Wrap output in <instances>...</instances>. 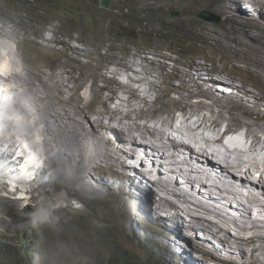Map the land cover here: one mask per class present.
<instances>
[{
	"label": "bare ground",
	"instance_id": "bare-ground-1",
	"mask_svg": "<svg viewBox=\"0 0 264 264\" xmlns=\"http://www.w3.org/2000/svg\"><path fill=\"white\" fill-rule=\"evenodd\" d=\"M137 4L133 10L136 23H140L139 19L147 18V9L151 10L152 15L162 8L177 10L183 16V19L180 17L182 21L179 24L166 23L163 27H176L184 32L196 28L200 34H205L217 43L226 62H231V58L238 60L240 62L236 64H243L264 81V0H150ZM198 12H204V16L217 13L220 23L200 27L194 17ZM149 17L147 22L150 23L160 18ZM15 46L19 45L15 43ZM3 48L6 51L7 48ZM12 59V50H7L6 55L1 57L0 69L5 75L0 77V84L3 85L0 93L10 97L13 107L30 127H39L40 133L38 140L34 136L30 139L28 130L20 129V123L12 113L8 112L4 117L3 122L8 128L0 135L5 148L0 157V174L7 176L4 186L7 191L14 192L16 187L12 175L8 174L10 169L1 164L10 158L9 152L19 150L21 141L25 140L30 143V149L41 162L37 177L24 186L31 193V199H34V195L36 199L38 197L39 205L35 207L38 208L37 213H44L51 218L49 213L43 211V206L57 197L60 184L67 198L72 195L85 198L91 195L92 188L88 176L94 171L103 174L107 171L124 182V195L134 201L138 199L139 191L146 196L150 218L154 212L157 222L182 230L174 238L176 246H179L177 248L182 251L177 255L184 261L195 262V256L190 253L199 252L201 245L211 249L205 250L210 256H219L208 243L197 242L201 234L207 242L219 240L230 259L229 254L238 253L242 259L253 260L249 264H262L263 91L254 94V91L252 93L245 89L246 83L241 87L231 85L236 93L229 96L211 89L205 91L202 89L201 75L197 74L199 70L190 69V73H196L199 77L197 85L192 88L189 84L191 80L184 81L182 87L180 85L176 89L184 93H178L179 100H176L168 114L163 110L160 116L162 112L155 111L154 106L161 98L156 96L151 103L150 99L155 93L146 89L144 78L126 66L124 69L132 72L136 79L128 77L126 84H123L119 79L121 75L112 73L113 77L107 86L96 91L97 97L99 93L110 92L104 103L106 110H92L93 102H87L86 108L80 110L73 105H80L84 101V98L78 97L83 89L80 78L61 82L63 76L60 73H36L18 66L17 61H10ZM169 59L167 57L165 61ZM156 61L162 73L160 57H156ZM16 66L20 71L23 69L22 74L15 70ZM203 71L214 73L204 68ZM208 84L213 88V83ZM111 86H116L117 92ZM67 92L69 95L65 96ZM199 113L203 117L202 121L199 120ZM173 114L177 116L173 117ZM91 117H94V121H91ZM203 125L208 126L207 139H203L207 132L199 130L193 144L195 131ZM232 126H236L234 131L231 130ZM228 132H232L233 138L227 145H223L220 143L222 136ZM201 141L207 146V156L198 150L197 144ZM252 149L259 150L261 155L250 156ZM136 153L144 155V158L137 160ZM6 154L7 158L4 157ZM148 162L150 167L146 169L144 167ZM99 184L110 188L104 181H99ZM24 200L19 199L27 210L30 207L26 206ZM12 202L18 203L14 200ZM186 232L193 235H186ZM168 236L170 240L163 241L165 245L172 240L170 234ZM185 243L188 244V250L184 249ZM196 258L201 264H206L203 258ZM228 259L222 260L225 263Z\"/></svg>",
	"mask_w": 264,
	"mask_h": 264
},
{
	"label": "rangeland",
	"instance_id": "rangeland-1",
	"mask_svg": "<svg viewBox=\"0 0 264 264\" xmlns=\"http://www.w3.org/2000/svg\"><path fill=\"white\" fill-rule=\"evenodd\" d=\"M146 1L150 0H112L109 8H103L101 0H0V38L19 45L17 48L20 53L13 51L14 59L10 61L19 62L23 68L36 73H60L63 76L61 82L80 78L83 89L78 97L84 98V101L80 105L73 104L80 110L86 108L87 102H93L92 110H106L104 103L110 92L99 93L97 97L96 91L107 86L113 77L112 73L121 75L119 79L123 84H126L128 77L136 79L132 72L124 69L126 66L144 78L146 89L155 93L150 99L151 103L156 96L161 98L154 106L155 111L162 112L160 116L163 110L168 114L180 94L184 93L176 90L180 85L182 87L184 81L191 80L190 87L195 88L199 78L197 74L201 75V85L205 91L211 89L220 92L219 87H228L224 91L229 96L236 93L231 85L241 87L246 83L245 89L252 93L264 92L262 79L243 64H236L240 62L238 60L231 58V62H226L217 43L205 34H200L196 28L184 32L176 27H163L166 23L179 24L183 19L179 11L162 8L152 15L151 10L147 9V18H160L152 20L153 23L147 22V18L139 19L142 24L136 23L133 10L137 2ZM202 13L194 15L200 27L220 23L217 13L212 12L209 16ZM42 36L43 40L40 38ZM156 57H160L163 63L162 73ZM167 57L170 59L165 61ZM53 67L57 69L50 71ZM203 68L214 73L202 72ZM190 69L199 72L192 74ZM15 70L23 73V69L20 71L18 66ZM210 82L213 88L208 84ZM35 83L41 89L39 83ZM111 89L117 92L116 86H111ZM67 93L65 96L69 95ZM199 116L202 121L200 113ZM90 119L94 121V117ZM235 127L232 126L231 130L234 131ZM198 130L207 132L203 137L207 139L208 126L203 125ZM196 131L195 138H192L193 144ZM197 145L198 150L207 156V146L202 141ZM258 151L252 149L250 156L261 155ZM95 176L99 181L109 184L106 196L92 199V195L85 198L72 195L67 198L60 184L57 197L43 206V211L49 213L51 218L44 213H37L38 208L35 207L39 201L36 195L32 197L34 199L27 197L24 200L30 208L35 209L22 211L20 207L23 208V202H12V193L1 189L0 264H109L110 248L126 252V256L136 259L140 264H171L173 258L175 264H201L197 260L184 261L177 255L182 251L177 248L179 246H176L175 238L182 230L157 222L154 212L150 218L146 196L140 191L136 201L125 194L128 201L120 192V186L124 189L126 186L122 180L107 171ZM90 191L96 192L92 188ZM15 206H19V212ZM138 215L143 218L141 221ZM139 228H144L141 235L135 232H139ZM168 234L172 240L165 245L163 241L169 239ZM186 235L193 234L186 232ZM85 236L90 237L86 242L83 240ZM99 237L105 239L103 244L99 242ZM145 238L152 244L142 245ZM206 243L212 246L210 242ZM24 250L26 253L22 254ZM151 253H154L155 259L149 256ZM229 255L231 259L228 260L231 262L225 261V264H249L253 261L250 258L242 259L238 253ZM215 257L218 258L216 254ZM260 258L264 264V257Z\"/></svg>",
	"mask_w": 264,
	"mask_h": 264
},
{
	"label": "clouds",
	"instance_id": "clouds-1",
	"mask_svg": "<svg viewBox=\"0 0 264 264\" xmlns=\"http://www.w3.org/2000/svg\"><path fill=\"white\" fill-rule=\"evenodd\" d=\"M3 47L7 48L6 51L4 50ZM7 50H10V51L12 50V51L16 52V54L20 53L17 51L18 48H17V46H15V44L12 41H9L6 39H0V60H1L2 56L6 55ZM18 66H21V64L19 62H18ZM4 75L5 74H3L2 70L0 69V77L2 78V77H4ZM2 87H3V85L0 84V88H2ZM224 89H227V88H219L218 90L221 93L226 94L227 92H225ZM8 112L12 113L14 115V117L16 118V120L20 123V129H27L28 130V136L30 139L33 136L36 139L38 138L39 133H40V128L36 127V126L30 127L28 125L29 123L26 122L25 119L13 107V101L11 100V98L5 97L3 92L0 93V135L4 134V132L8 128V125L3 122V119L7 115ZM29 118L31 119L32 117H29ZM30 122H31V120H30ZM196 132L199 133L200 131L197 130ZM222 133H223V130H222ZM34 134H36V135H34ZM231 138H233L232 132H228L222 136L220 143L223 145H227ZM39 143H40L39 149H41L42 148L41 139L39 140ZM4 151H5L4 144L2 141H0V157L3 156ZM9 155H10V158L4 160L1 164V166L3 165L4 167L10 169L9 170L10 173H8V174L12 175V181H14V186L16 187V191H14V192L8 191V193H12V197H13L12 200H14L16 202H18L19 199H26L27 197L31 198V193L29 194L28 190L24 186L26 184H28L31 179H34L35 177H37V172H38L40 164H41L39 158L37 156H35L34 152H32V150L30 149V143L26 142L25 140L21 141L19 150L13 149L9 152ZM4 157L7 158L8 155L6 154ZM143 158H144V155L142 156L140 153L139 154L136 153V159L137 160H142ZM129 164L132 166H135L131 162H129ZM149 167H150V162L146 163L144 168L147 169ZM98 173L99 172L94 171L91 174V176L90 175L88 176L87 180L89 182V180L91 178V182H89V183L91 184L92 189L94 191L98 192L99 195L106 196V193H108L109 188H106L102 185L100 186L99 179H98V177L95 176ZM6 181H7V176H5V174H0V190L1 189L6 190L4 187L6 185ZM120 192L122 194L124 193V187H122V189H120ZM90 194L93 197L92 199H99V197H100L95 192L90 193ZM123 196L127 200L126 195L123 194ZM26 206H28V204H26ZM15 207H17L16 211L19 212V206H15ZM20 208L22 209V211L26 210V208H22V207H20ZM137 217H139V215ZM139 218H140V221H141V219H143L142 217H139ZM143 230H144V228H142V229L139 228L138 229L139 232H137V230L135 232L137 235H141V232ZM89 238L90 237L85 236L83 240L86 242ZM99 242L101 244H103L105 242V239L99 237ZM197 242L206 244L207 241L203 240L202 237L199 236V240ZM150 244H152V243L149 242L148 238H145L144 243H142V245H144V246H147ZM211 244H212L213 250L218 253V255H219L218 258H214L213 256H210L207 252H205V250L206 249L211 250V249L204 246V245H201L199 252H193L192 253V256H195V257H193V259L197 260L196 257H201V258H203L204 262H206V264H225L222 259H228L229 258L228 252L223 250L224 248L221 247L219 240L213 241ZM187 245L188 244L185 243L184 249H186ZM144 246H142V247H144ZM149 256H152L155 259L154 253H151ZM173 259H172L173 263H171V264H175L174 263L175 260H173Z\"/></svg>",
	"mask_w": 264,
	"mask_h": 264
},
{
	"label": "trees",
	"instance_id": "trees-1",
	"mask_svg": "<svg viewBox=\"0 0 264 264\" xmlns=\"http://www.w3.org/2000/svg\"><path fill=\"white\" fill-rule=\"evenodd\" d=\"M43 40V36L40 37ZM56 67H53L51 69H55ZM109 264H140L136 259H131L128 256H126V252L118 251L115 248L109 249ZM25 250L22 252V254H25Z\"/></svg>",
	"mask_w": 264,
	"mask_h": 264
},
{
	"label": "water",
	"instance_id": "water-1",
	"mask_svg": "<svg viewBox=\"0 0 264 264\" xmlns=\"http://www.w3.org/2000/svg\"><path fill=\"white\" fill-rule=\"evenodd\" d=\"M110 2H111V0H101V6L103 7V8H109V4H110ZM202 15V14H201ZM200 15V16H201ZM201 18H202V16H201ZM203 19V18H202ZM219 20V19H218Z\"/></svg>",
	"mask_w": 264,
	"mask_h": 264
}]
</instances>
